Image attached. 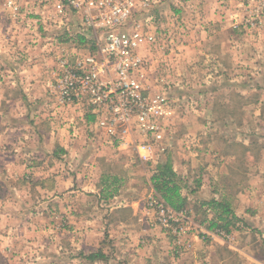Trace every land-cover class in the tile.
I'll list each match as a JSON object with an SVG mask.
<instances>
[{
	"label": "rangeland",
	"instance_id": "obj_1",
	"mask_svg": "<svg viewBox=\"0 0 264 264\" xmlns=\"http://www.w3.org/2000/svg\"><path fill=\"white\" fill-rule=\"evenodd\" d=\"M181 2L186 4L172 3L164 7L161 2L155 5L151 11L150 30L156 34L157 43L143 51L149 81L163 77L164 83L158 85L167 88L173 105L166 122L165 148L168 149L150 162H141L131 145L123 149L130 157L131 171L134 172L130 183L134 184L137 200L146 208L147 197L151 194L148 180L156 165L164 161L166 153H181L180 157L185 158L192 156L191 152H196L193 156L202 152L201 161L207 158L209 151L207 138L215 137L226 140V145L222 143L214 148L226 153L227 158L211 162L213 167L218 165L221 173L215 176L206 171L204 176L189 161L193 171L187 178L180 179V186L192 189L198 178L215 176V182L227 190L225 194L234 196L242 184L247 190L242 193L247 195L248 201L238 197L236 204L264 212V0ZM197 8L201 12L215 10L213 19L202 15L205 21L210 19V23L215 24V31L202 32L198 37L199 45L190 46L193 37L184 24L189 19L197 20L191 17ZM42 10L39 8L40 13L25 14L18 20L0 14V101L9 100L7 108H0V264H90L89 255L87 258L83 256L84 238L79 232L82 225L88 224L90 228L92 221L76 220L64 228L59 217L53 224L56 228H52L47 204L53 195L47 191L48 178L58 175L62 179L54 194L56 200L68 193L65 202H83L82 209L88 216L98 212L97 206L95 202L84 205V201H95V198L81 189L72 193L63 190L71 188L70 179L78 176L62 171L59 161L55 165V171L60 169L59 174H47V164L52 163L51 158L48 159V150L54 145V139L51 141L48 135L56 138L66 135L76 140L73 146L75 161L71 162L73 173L85 166L81 160L84 154L99 153L98 139L107 140L104 142L108 149L104 147L103 150L114 152L115 148L113 140L99 128L83 126L82 121H77L89 111L87 105L64 106L58 101L57 105L54 76L57 58L72 50L89 51L91 47L86 40L78 41L73 25L64 30L57 23L42 20V15L46 14ZM174 10L179 11L175 16L172 15ZM17 74L25 79L16 85L11 84L9 81H13ZM22 86L34 94L21 98L18 90ZM177 88H184V94H179ZM70 120L75 126L72 127ZM86 135H89L88 139ZM176 136L187 139V142L178 143ZM193 136L198 143L189 141ZM135 138L141 139L140 136ZM244 139L247 145L241 146ZM80 140L84 143H79ZM59 147L56 142V148ZM68 158L67 162L70 161ZM245 162L248 174H240ZM37 166L44 169L34 173L32 167ZM118 166L123 167V164L120 162ZM191 204L192 212L188 214L191 224L187 225L185 233L178 236L171 229L158 226L176 238L187 233L204 235L203 229L208 230L210 220H214L213 211H206L208 206L197 203V200ZM66 209V206L57 205L53 211L61 216ZM230 227L235 234V239L230 242L238 244L240 233L247 229L249 243L258 252H263L264 238L257 236L256 231L241 226L238 218ZM220 231L222 235L214 236L228 240L230 236H225L223 229Z\"/></svg>",
	"mask_w": 264,
	"mask_h": 264
},
{
	"label": "crops",
	"instance_id": "obj_2",
	"mask_svg": "<svg viewBox=\"0 0 264 264\" xmlns=\"http://www.w3.org/2000/svg\"><path fill=\"white\" fill-rule=\"evenodd\" d=\"M161 2L160 3L164 7H166L165 4L170 6L172 3H180L181 5L186 4L185 2H183V4L181 0H162ZM214 12L215 10L209 9L201 12V10L197 8L191 14V17L193 16L197 20L192 21V19H189L187 20V24H184L193 37L190 46L199 45L200 40L198 41V37L201 36L202 32L215 31V24L210 23V19H213L214 16H216ZM175 13L178 14L179 11H172V15ZM203 13L210 18H208V21H205L202 17ZM198 32L201 33L199 34ZM24 79L23 76L17 74L13 77V81L11 80L9 82L16 85L19 81L21 82V80ZM182 89L184 88H177V92L179 94H184ZM18 91L21 94V98L28 94H34V92L29 93V88H24V86L20 87ZM17 92H15L16 95ZM8 101L9 100H6V102ZM6 102L1 100L0 108H2V106L7 108ZM82 107L84 108V106ZM77 118L78 116L75 119ZM79 120L82 121L80 124L83 126L86 125L87 127L97 128L95 116L90 111H87L83 119H77V121ZM70 123L72 124V127L75 126L72 120H70ZM166 134L168 135V132ZM88 136L89 135H86L85 137L88 139ZM48 137L50 140L54 139V145L52 149L50 148L48 150V159L51 158L50 160L52 163L47 164V169L49 171L47 174H59L60 169L55 171V165L57 161H59L58 163L62 164V171L78 176L76 179H70L71 188H65L63 190L72 193L76 189H81L89 194V196L95 198V201L92 199L84 201V205H93L95 202V205L97 206L98 212L88 216L84 213L85 210L82 209L83 202H65V197L68 193H63L61 199L56 200L57 196L54 194L56 193V190L59 189L58 184L62 179H59L58 175H54L52 177L53 179L48 178L49 183L46 185L47 191L51 192L53 195V198H50L47 204L49 210L48 214H51L52 228H56L53 224L56 223V219L59 217V219L65 224L64 228H67L70 223L75 222L76 220L89 223L92 221V223H90V228L88 227V224L82 225L79 232L80 237L84 238L83 256L87 258V255H91L88 257L91 262L90 264H264V250L262 254L261 252H258L259 250L255 246L249 243V232L247 229L240 233L239 238L241 240L237 244L235 241L233 243L230 242L232 238L235 239V234L232 230L230 232H224L225 236H230L228 240L223 238V240H221L215 236L199 235L196 233H187L177 239L175 235L159 227L155 223L153 212L144 208L143 204L137 200V196L134 193V184L130 183L134 176V172L131 171L130 157L125 154V151H123L127 146H119L116 141H113L115 151L110 152L103 150L104 147L108 149V146H105L107 143V140H105L106 138L104 140L98 139L99 141H97V143L101 145V150L98 151L99 153L95 152L93 155L84 154L81 160H83L82 165L85 166H80V171H74L73 173L72 170L74 169L72 168L71 162L75 161L74 156L76 155V152L74 151L73 146L76 144V140L74 138H68L66 135L61 138H56L55 136L50 137V135H48ZM176 137L178 143H183V141L187 142V139L184 140L182 137ZM90 138L94 139V137ZM38 141H40V139ZM55 141L59 143L61 148H56ZM189 141H191V143H198L199 140L193 136ZM207 141L209 151L207 153V158L204 160L200 161V155L202 152H197V156H193L194 154L196 155V152H191L190 154L192 156L188 155V157L182 158L183 156L180 157V155H182L181 153L173 154L168 151L166 153L167 155L164 157V161L168 160L170 162L172 170L181 180L183 178L185 179V176L187 178L193 171L191 166H196L195 169L198 170V173H201L204 176L206 171L211 175L215 174L216 176L218 173H221V169L218 165L213 167L214 163L211 162L214 161V159H225L227 158V154L220 151V149L216 150L214 147L216 145H221L222 143L223 145H226L224 143L226 140H217L215 137H208ZM239 141L242 142L241 139ZM79 143L82 144L84 141L80 140ZM240 144L241 146L247 145V140L244 139L243 143ZM246 147L247 146H244L245 149ZM210 149L212 152H210ZM67 157L70 159L68 162L66 161ZM209 157L210 160H208ZM186 158L188 160L185 163L184 160H186ZM189 161H191V166ZM120 162L123 164V167L118 166ZM244 164V171H241V167L240 174H248L246 162ZM19 168L21 169V167ZM36 168L32 167L34 173L37 172L36 170L41 171L44 169L43 166H37ZM94 172L96 173V176H94ZM215 176H212L209 179L206 177H203V179L198 178L196 180V187L192 189H188L186 185H182L180 192L181 195L186 198V203L182 208L191 213V203L196 202V200L197 203L200 204L212 199L218 201L223 200L229 204L230 210L241 222V226L245 228L248 227V229L251 228L258 233L257 236L264 238V219H262L264 218V212H259L257 211V208H251V206L250 208L248 206L242 208L236 204V198L238 197L244 201H248L247 195L242 193V190L247 191L245 187H242V184H239V187L237 188L239 189L238 194L235 193L234 196L227 195L225 194L227 190L215 182ZM148 184L150 187L149 191L152 192L154 189L150 178ZM57 205L58 207H67L63 212L64 214L61 216H57L53 211V209H56ZM208 209L213 211L212 214H214V219H216L217 211L210 207L206 208V211ZM253 223L255 224L252 225Z\"/></svg>",
	"mask_w": 264,
	"mask_h": 264
},
{
	"label": "built area",
	"instance_id": "obj_3",
	"mask_svg": "<svg viewBox=\"0 0 264 264\" xmlns=\"http://www.w3.org/2000/svg\"><path fill=\"white\" fill-rule=\"evenodd\" d=\"M159 2L0 0V14L10 19L38 14L43 8L46 14L42 20L57 23L64 30L73 25L76 33L86 37L89 51L72 50L57 58L56 99L64 106L87 105L97 128L119 146L131 145L141 162L153 161L165 151L166 122L173 110L167 88L158 85L164 83L163 77L149 81L143 54L157 43L150 26L151 11ZM145 207L154 213L157 225L178 236L191 224L186 209L171 208L154 190ZM203 233L223 234L217 229H203Z\"/></svg>",
	"mask_w": 264,
	"mask_h": 264
},
{
	"label": "trees",
	"instance_id": "obj_4",
	"mask_svg": "<svg viewBox=\"0 0 264 264\" xmlns=\"http://www.w3.org/2000/svg\"><path fill=\"white\" fill-rule=\"evenodd\" d=\"M79 42H84V35L76 34ZM150 181L154 192H156L165 203L175 210L182 209L186 203V198L180 192L179 176L172 170L170 162L163 161L156 165L153 173L150 176ZM211 209L217 211L216 219L211 220L208 224L209 229L224 230L230 232V226L237 218L229 208V204L225 201L209 200L202 202ZM89 255L88 257H90Z\"/></svg>",
	"mask_w": 264,
	"mask_h": 264
}]
</instances>
